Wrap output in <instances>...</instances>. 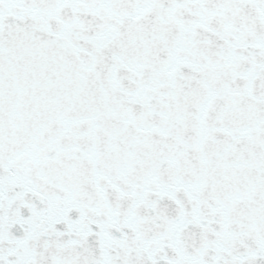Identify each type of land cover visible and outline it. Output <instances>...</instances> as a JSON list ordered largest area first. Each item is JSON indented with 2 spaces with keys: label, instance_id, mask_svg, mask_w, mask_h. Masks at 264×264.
I'll list each match as a JSON object with an SVG mask.
<instances>
[{
  "label": "snow or ice",
  "instance_id": "6c2138e0",
  "mask_svg": "<svg viewBox=\"0 0 264 264\" xmlns=\"http://www.w3.org/2000/svg\"><path fill=\"white\" fill-rule=\"evenodd\" d=\"M0 264H264V0H0Z\"/></svg>",
  "mask_w": 264,
  "mask_h": 264
}]
</instances>
